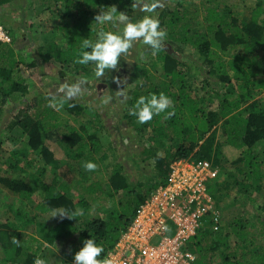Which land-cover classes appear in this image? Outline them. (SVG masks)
Wrapping results in <instances>:
<instances>
[{
	"label": "trees",
	"instance_id": "obj_1",
	"mask_svg": "<svg viewBox=\"0 0 264 264\" xmlns=\"http://www.w3.org/2000/svg\"><path fill=\"white\" fill-rule=\"evenodd\" d=\"M12 1L0 0V7ZM49 1L53 2L51 6L61 23L38 46L39 58L46 64L55 62L75 73L92 72L93 69L91 64L76 63L83 39L95 42L100 30L110 31V23L96 24L97 15L112 8L113 3L122 4L121 10L132 19H135L136 10L138 15L139 9L141 10L139 7L129 8V4L139 0ZM205 9L208 12V33L193 29L186 11H170L165 7L159 18H164L160 24L168 31L171 41L181 42L196 50L199 57L194 59V68L199 70L203 64L202 68H207L208 77L217 79L218 83H212L216 88L211 89L209 85L211 91L206 93L208 96L197 99L184 74L186 62L170 55L162 47L160 58L164 63V77L171 80H163L150 88L149 94L146 91L133 92V99L125 111L124 119L129 124L130 131L135 133L137 143L123 142V150L118 148L115 140L112 141L115 147L110 149L115 150V157L108 168L105 163L108 150L104 145H96L97 135H91L87 139L78 130L66 132L63 123L56 116H51L48 121L32 116L29 109L36 108L42 100L41 96L34 99L31 107L28 106L15 117L10 127H20L28 136V141L24 150L12 151V162L6 170L1 172L0 169V195L8 192L14 199L8 204L9 211L0 224V264H17L19 258H23V264H34L37 257L43 258L42 252L47 247L57 246L64 241H68L69 250L64 252L67 259L63 264H74V256L83 246V241L92 238L104 248L101 258L107 257L133 223L139 206L159 187L166 185L170 166L179 160L209 162L218 170L216 179L207 186L221 212L226 208H236L237 205L243 209L252 202L255 203L250 189L261 197V204L257 209H243L241 216L232 220L224 233L222 226L221 230L214 231L212 222L205 224L187 245L196 257L193 264H215L217 256L221 259L220 264H264V247L252 249V237L248 239L254 218L258 221L253 228L261 230L264 227V185L261 183L264 180V157L257 154L260 150L264 155V19L261 18L264 16V0H255L253 17L245 23L219 13L218 7ZM115 15H119L118 9ZM116 22L118 23L114 21L115 24ZM117 30L118 28L113 29L114 32ZM57 33L62 37H57ZM10 35L12 36L11 33ZM9 50L12 57L5 63L6 66L0 67L2 105L15 94L14 99L18 100L29 92L19 72H16L19 64L14 59V50ZM178 50L182 51L181 55L184 54L182 49ZM178 78L180 81L177 84ZM161 92L172 99L173 106L170 110H174L175 114L165 119L161 113L146 123L137 122L136 117L130 113L136 100L141 96ZM234 96H237V100L231 101ZM216 99L220 102L218 109H208L206 102ZM66 110L70 114L77 112V115H81L86 107L76 101H69ZM51 114L53 113L48 109L43 113L46 116ZM221 121H224L221 126L223 137L219 138L217 126ZM189 123L196 130L199 128V137L191 142ZM48 141L52 142L54 148L62 144L66 159H56L53 150L46 145ZM3 144L4 141L0 138V157ZM226 146L243 149L242 155L233 163L236 174L228 171V160L223 156V148ZM95 151L101 152L102 161L93 160ZM37 152L38 160H30V155ZM123 154L131 161L130 167L123 165ZM71 161L74 163L71 166L73 171L80 175L76 183L81 187L74 188H82L81 197L74 194L76 192L70 184L73 180L66 179V174H61V170ZM86 161H93L97 168L86 171L83 167ZM147 162L149 164L144 167L142 164ZM35 165L37 169H33ZM137 168L155 176V183L153 189L145 196H140L135 203L129 201L135 191L130 190L127 174L133 173ZM103 169L106 171L104 175L107 184L104 189L99 186V180L88 177L89 173L102 174ZM51 174L53 176L49 177ZM106 190L112 191L111 195L105 196L107 204L96 209L100 216L92 217V204L103 201ZM120 193L122 194L118 197ZM241 195L247 200L242 199ZM29 205L34 208L32 210L35 214L32 216L28 211H23ZM60 207L78 209L81 215L71 219L50 217V210ZM231 233L237 239L233 248L228 244ZM13 240L17 243H13Z\"/></svg>",
	"mask_w": 264,
	"mask_h": 264
},
{
	"label": "rangeland",
	"instance_id": "obj_2",
	"mask_svg": "<svg viewBox=\"0 0 264 264\" xmlns=\"http://www.w3.org/2000/svg\"><path fill=\"white\" fill-rule=\"evenodd\" d=\"M146 2L147 4L155 3L156 6L153 9V13H145L139 9V15L137 14V10L135 12V19H138L145 14H154L161 23L164 18H159L160 13L165 7H167L170 11H186L185 13L188 14L187 17L188 20L191 21L193 29H199L202 33H208L207 27L209 26L206 21L208 12L205 8L212 9L218 7L217 10L219 13L227 14L231 19L235 18L242 23L248 22L250 18L253 17L252 11L255 10V0H139V2L135 4L140 8L141 6L139 5H145ZM52 3L53 2L49 0H13L4 7H0V26L5 27L6 30L12 34L11 37L13 38L11 44H0V67L9 62V58L13 55L9 49L13 48L14 59L15 61H18L19 64V68L16 72H19L20 77L25 82L24 84L28 86L29 91L24 98L15 100V94L6 104L2 105L0 102V138L4 141L3 152L0 157L1 172L2 170H6L5 168L10 162H12V151L24 150L28 141V136L20 127H10V125L15 121V117L21 111H25L28 106L31 107L34 104V99L38 96H41L42 100L36 105V108L29 109L32 116L43 119V121H48L51 119V116H56L63 123L66 132L78 130V132H80V134L83 133L87 139L91 135H97L96 145H104L108 150V158L105 161L107 164L106 168H108V165L111 164L115 157V150L111 151L110 149H114L115 147L113 144L114 142L112 141L115 140L118 148L123 150L125 149L123 142L131 144L137 143L135 133L130 131L129 124L124 119L125 111L130 106L133 99V92L146 91L149 94L150 88L157 86L163 80H171L170 78L165 79L164 77V63L160 58L162 55L160 51L156 55H152L150 50L146 51L147 46L139 42L133 46L127 55L121 57L117 69L109 70L104 76L99 78L95 75L94 67L93 69L91 67L92 72L75 73L74 71L66 70L55 62L48 64L44 63L42 59L39 58L37 50L38 46L45 38H48L49 33L61 23L58 14L51 6ZM111 6L118 9L119 12H123L121 10L123 6L122 4L118 5L113 3ZM129 8L132 9L133 4H129ZM261 18L264 19V16ZM116 24L114 22L110 23L108 26L110 31H113V29L116 28H118L117 32L122 30V24L120 22H116ZM161 28L166 32L163 48L170 55L186 62V69L184 70L187 72L184 71V74L187 77L186 79L192 85L196 98H205L208 96L206 93L211 91L210 86L211 89L216 88V85H213L212 83H218L217 79L208 77L207 68L205 67L206 70H203L202 68L204 66L203 64L199 70L194 68V59L199 57V54L196 53L195 49L181 42L171 41V38L167 34L168 31L162 26ZM57 37L61 38L62 36L57 33ZM178 49H182L184 54L181 55L180 52L182 51H179ZM188 69H191V71ZM16 76L17 75L15 74V77ZM76 80H83L84 91L81 96L72 101L78 102L84 108L86 107V110L81 115H77V112L70 114L69 111L66 110L68 102H66L64 107L59 111L49 107L48 98L56 91L58 85L64 81L71 83ZM117 80L121 82L117 83ZM179 81L180 79L178 78L177 84ZM177 87L178 86H176V88ZM120 92H123V97H121ZM109 96L111 97L109 102L103 103L101 98ZM236 100L237 96H234L231 101ZM206 103L208 109L216 111L220 102L216 99L212 102L209 101ZM46 109L50 110L53 114L48 116L43 115ZM223 123L224 121H221L217 126L219 138L223 137V130L221 129ZM91 124H93V126ZM189 126L191 127L190 142L191 140L195 141V139L199 137V128L196 130L192 124ZM49 127L50 126H47V128ZM168 144H170V142ZM46 145L53 150L56 159H66V156L62 151V144L60 147L54 148L52 142L48 141L46 142ZM242 150V148H233L229 146L223 148V156L226 158L225 160H228L227 168H229L228 171L231 174H236L235 165L233 163L242 155ZM257 154L264 157L260 150ZM30 156V160L34 161H37L39 158L38 152L31 154ZM92 158L98 162L103 160L101 159V152L99 151H95ZM122 161L123 165L127 167H130L132 164L128 158H125L124 154L122 155ZM147 164H149V162L142 165L145 167ZM73 165L74 163L72 161L69 162L66 168L61 170V174H66L67 177L64 178L73 180L70 181V184H72V187L76 192L74 194L81 197L82 188H74L81 186L76 183V180H79L78 178H80V175L73 171V167H71ZM28 169L30 170V168ZM33 169H37V165L33 166ZM30 171H32V169ZM104 172L106 171L103 169L102 174H88L89 178L99 180V186H101L102 189L107 188L105 182L106 175H104ZM20 174L25 175L23 173ZM52 176L53 175L51 174L49 177ZM127 177L130 180V190L135 191L134 196L129 199V201L136 203L140 196H145L153 189L155 176L153 177L139 168L133 173H128ZM238 178L240 180L242 179L241 177ZM261 183L264 185V180H262ZM251 192L255 203L252 202L250 206L243 207V209H250V211H252L251 209H257L261 202L260 195H257L256 192L250 189V193ZM111 194L112 191L106 190L103 201L92 204V217L100 216V213H97L96 209H98L99 206L102 207L103 205H106L107 199H105V196ZM121 194L122 193H120L118 197H120ZM241 198L245 199L243 196ZM12 199L13 196L8 192H4L0 195V224L3 223L6 218V212L8 213L9 211L8 204ZM245 200H243V202ZM32 209H34L33 206L29 205L27 207L25 206L23 211H28L30 216H32L35 214ZM243 209L237 205L236 208L232 207L222 210L223 220L221 229L223 233L227 230L228 226L232 224V220L241 216ZM257 221L258 219H253L252 232L248 237V239L252 237V249H256V247H264V227H262L261 230L258 227L253 228ZM236 241L237 239L235 238V235L231 233V236L228 239V244H230L229 247L233 248ZM237 245H239V242ZM68 246V241H64L57 244V246L47 247L42 252L43 257H48L51 260V264H63L65 259H67L64 252L69 250ZM1 253L0 250V257H2ZM214 262L215 264L221 263L219 256L215 258ZM17 264H23V258H19Z\"/></svg>",
	"mask_w": 264,
	"mask_h": 264
},
{
	"label": "built area",
	"instance_id": "obj_3",
	"mask_svg": "<svg viewBox=\"0 0 264 264\" xmlns=\"http://www.w3.org/2000/svg\"><path fill=\"white\" fill-rule=\"evenodd\" d=\"M12 37L0 26V44ZM218 170L209 162L179 160L170 166L167 183L137 209L135 218L107 258L113 264H193L187 248L200 229L212 222L219 231L222 212L208 192Z\"/></svg>",
	"mask_w": 264,
	"mask_h": 264
},
{
	"label": "clouds",
	"instance_id": "obj_4",
	"mask_svg": "<svg viewBox=\"0 0 264 264\" xmlns=\"http://www.w3.org/2000/svg\"><path fill=\"white\" fill-rule=\"evenodd\" d=\"M133 4V8L137 7ZM145 13H153L156 6L152 4L139 5ZM115 7L103 10L101 14L95 17L96 24L104 25L114 21L122 24V30L119 32L100 30L95 42L89 39H83L81 52L76 63L81 65L91 64L95 69L96 77H102L106 72L117 69L121 57L129 53L133 46L139 42L150 50L152 55H156L163 47L166 32L161 28L159 19L154 14H145L138 19H132L123 12L116 16ZM121 81L117 80V83ZM83 80H76L71 83L64 81L60 83L56 91L48 98L49 107L59 111L66 102L72 101L82 95ZM123 97V92H120ZM103 103H108L111 97H102ZM173 101L165 93H152L149 96L139 97L130 113L134 115L137 122L143 124L158 116L164 114V118L173 116ZM86 171H93L97 168L93 161H86L83 164ZM50 217L59 216L61 219L77 218L81 215L80 210H69L63 207L50 210ZM13 243H17L13 240ZM104 248L96 239H86L83 246L74 256V264H113L110 258H101ZM34 264H51L48 257H37Z\"/></svg>",
	"mask_w": 264,
	"mask_h": 264
}]
</instances>
